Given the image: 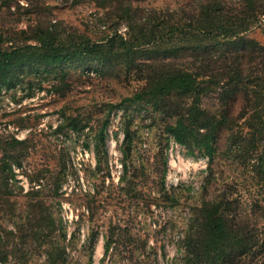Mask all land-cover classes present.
Masks as SVG:
<instances>
[{"label": "rangeland", "instance_id": "1", "mask_svg": "<svg viewBox=\"0 0 264 264\" xmlns=\"http://www.w3.org/2000/svg\"><path fill=\"white\" fill-rule=\"evenodd\" d=\"M100 14L93 0H0V264H178L203 198H263L256 160L231 155L228 130L211 151L183 144L170 128L180 96L157 105L143 90L147 62L189 60L193 41L108 61L46 63L31 47L48 26L97 37ZM245 34L264 44V19Z\"/></svg>", "mask_w": 264, "mask_h": 264}, {"label": "trees", "instance_id": "2", "mask_svg": "<svg viewBox=\"0 0 264 264\" xmlns=\"http://www.w3.org/2000/svg\"><path fill=\"white\" fill-rule=\"evenodd\" d=\"M93 1L101 14L91 21L108 31L69 35L65 41L48 26L37 29L31 47L46 63L108 61L129 60L140 48L173 39L187 51L193 41L196 52L189 60L147 62L146 74L138 76L145 81L143 90L157 105L169 95L180 96L171 105L176 118L170 128L183 144L211 151L228 130L231 155L242 163L256 160L263 198L247 201L226 190L203 198L182 237L178 264H264V223L255 219L264 218V44L245 34L264 19V0H189L166 9L142 6L140 0ZM0 173L6 175V168ZM3 255L8 259L10 253Z\"/></svg>", "mask_w": 264, "mask_h": 264}]
</instances>
